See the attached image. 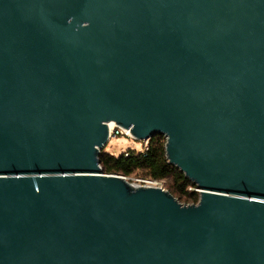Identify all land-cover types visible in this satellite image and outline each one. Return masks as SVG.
<instances>
[{
  "label": "water",
  "instance_id": "water-1",
  "mask_svg": "<svg viewBox=\"0 0 264 264\" xmlns=\"http://www.w3.org/2000/svg\"><path fill=\"white\" fill-rule=\"evenodd\" d=\"M110 122L198 203L106 174ZM0 264H264V0H0Z\"/></svg>",
  "mask_w": 264,
  "mask_h": 264
},
{
  "label": "trees",
  "instance_id": "trees-1",
  "mask_svg": "<svg viewBox=\"0 0 264 264\" xmlns=\"http://www.w3.org/2000/svg\"><path fill=\"white\" fill-rule=\"evenodd\" d=\"M166 141L162 136H155L145 152L129 149L115 156L101 151L100 160L106 174H118L129 177L137 171L143 172V178L149 180H167L168 191L178 200L193 204L198 203L200 194L191 188H196L179 169L169 164L165 149Z\"/></svg>",
  "mask_w": 264,
  "mask_h": 264
},
{
  "label": "rangeland",
  "instance_id": "rangeland-1",
  "mask_svg": "<svg viewBox=\"0 0 264 264\" xmlns=\"http://www.w3.org/2000/svg\"><path fill=\"white\" fill-rule=\"evenodd\" d=\"M152 142V140H151ZM150 142V144H151ZM130 145H131V139L128 137V133L127 131H124L122 128L115 126L113 132H112V137L110 138L107 146L104 148V150L107 153L110 154H114L115 156H118L126 151H128L130 149ZM141 144L137 142L135 150L136 151H141V152H145L144 150H141ZM125 177V176H123ZM126 179L133 184H137V179H144L143 178V172L142 171H137L136 173H134L133 175L126 177ZM164 181V185H165V189L168 190V184H167V180H163ZM192 190L199 192L200 189L196 188H191ZM200 194V192H199ZM200 198V197H199ZM179 202L181 204L184 205H191L193 203L188 202V201H184V200H179Z\"/></svg>",
  "mask_w": 264,
  "mask_h": 264
},
{
  "label": "built area",
  "instance_id": "built-area-1",
  "mask_svg": "<svg viewBox=\"0 0 264 264\" xmlns=\"http://www.w3.org/2000/svg\"><path fill=\"white\" fill-rule=\"evenodd\" d=\"M124 131H127V130H124ZM127 133H128V137L131 139L130 149H135L138 141L135 140L128 131H127ZM160 136H162V135H160ZM162 137L166 141V137L165 136H162ZM150 142H151V140L142 141V142H138V143L141 144V146H140L141 150L145 149V151H147L149 149ZM137 182L138 183L136 185L155 186V187H161V188L165 189L164 181H156V180H149V179H137ZM195 191H196V189H195Z\"/></svg>",
  "mask_w": 264,
  "mask_h": 264
},
{
  "label": "bare ground",
  "instance_id": "bare-ground-1",
  "mask_svg": "<svg viewBox=\"0 0 264 264\" xmlns=\"http://www.w3.org/2000/svg\"><path fill=\"white\" fill-rule=\"evenodd\" d=\"M115 126H117L114 122L109 123L110 131L113 132ZM128 131V130H127ZM129 132V131H128ZM130 133V132H129Z\"/></svg>",
  "mask_w": 264,
  "mask_h": 264
}]
</instances>
